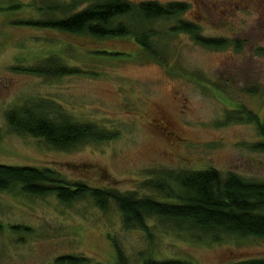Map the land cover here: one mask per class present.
<instances>
[{
    "label": "rangeland",
    "instance_id": "374dc122",
    "mask_svg": "<svg viewBox=\"0 0 264 264\" xmlns=\"http://www.w3.org/2000/svg\"><path fill=\"white\" fill-rule=\"evenodd\" d=\"M72 1L0 0V8H9L0 12L1 165L49 167L72 182L161 199L143 185L164 172L215 168L264 181V152L252 148L263 140L255 124L226 123L240 106L264 122V0H127L186 2L184 17L199 23L202 36L231 42L218 50L187 35L164 40L168 66L131 38L99 40L19 24L42 19L46 4ZM176 21L155 27L167 31ZM48 58L74 73L51 78L23 71ZM35 101L51 106L52 117L63 113L113 138L59 151L43 139L14 133L8 113ZM148 227L125 228L113 204L104 212L90 199L66 205L54 195L0 192V264H53L63 255L113 264L117 247L131 264H143L147 253L158 261L195 264L264 260V239L199 241L194 232L158 219Z\"/></svg>",
    "mask_w": 264,
    "mask_h": 264
},
{
    "label": "trees",
    "instance_id": "16d2710c",
    "mask_svg": "<svg viewBox=\"0 0 264 264\" xmlns=\"http://www.w3.org/2000/svg\"><path fill=\"white\" fill-rule=\"evenodd\" d=\"M203 1V0H202ZM205 1V0H204ZM84 2L87 7L80 8ZM190 6L183 1L166 4L144 1L134 4L127 0H73L70 3L46 4L40 8L42 19L22 21L19 24L90 36L95 39L131 38L151 59L168 66L164 40L187 35L198 45L210 49H225L231 42L223 38H206L199 23L185 19ZM9 8H0L7 11ZM177 20L169 30L157 29V23ZM163 42V46H162ZM104 54L123 57L122 52ZM30 74L58 78L74 73L57 58H48L36 67L23 70ZM53 108L45 102H31L10 111L7 115L10 129L19 135L43 139L59 151H70L84 144L108 141L113 136L89 123H80L59 113L50 116ZM55 113H57L55 111ZM229 122L255 124L263 140L252 148L264 152V122L251 111L240 106L228 115ZM144 183L162 196L141 195L137 191H119L115 188L94 187L84 181L72 182L56 169L34 166L0 164V192L18 190L28 196H56L66 205L90 199L102 211L113 204L122 215L125 228L138 227L148 232V221L158 219L173 224L178 230L194 232L197 240L219 241L222 236L264 239V181L248 179L233 172L223 174L215 168L206 170H181L156 176ZM14 232L29 229L12 226ZM113 264H131L125 251L115 250ZM143 264H195L187 260H155L150 253L142 255ZM53 264H91L86 257L63 255ZM230 264H264L262 259H244Z\"/></svg>",
    "mask_w": 264,
    "mask_h": 264
}]
</instances>
